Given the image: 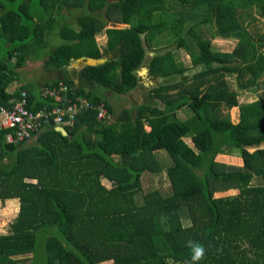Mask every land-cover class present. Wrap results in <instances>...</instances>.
Listing matches in <instances>:
<instances>
[{"label": "trees", "instance_id": "1", "mask_svg": "<svg viewBox=\"0 0 264 264\" xmlns=\"http://www.w3.org/2000/svg\"><path fill=\"white\" fill-rule=\"evenodd\" d=\"M66 8L83 10L75 29L60 22ZM260 19L264 0H0V105L13 106L24 90L33 110L76 98L106 110L101 120L96 110H81L73 125L60 126L65 134L52 123L14 143L0 128V206L15 201L0 231V264H264V97L239 104L226 80L235 77L240 90L260 86ZM54 29L65 43L47 55L46 71L112 51L114 59L85 66L80 76L126 94L139 84L149 50L147 74L160 83L111 121L108 100L73 79L46 82L67 85L60 98L24 84L11 90L16 69L28 57L40 59ZM205 30L236 43L219 50ZM174 44L191 68L177 60ZM233 108L237 123L223 113ZM179 110L190 114L181 119ZM158 152L168 192L153 185L163 170ZM234 153L241 165L217 159ZM254 178L262 182L250 184ZM229 189L236 194L215 196Z\"/></svg>", "mask_w": 264, "mask_h": 264}, {"label": "rangeland", "instance_id": "2", "mask_svg": "<svg viewBox=\"0 0 264 264\" xmlns=\"http://www.w3.org/2000/svg\"><path fill=\"white\" fill-rule=\"evenodd\" d=\"M83 10H76V9H71V10H67L63 9L62 14H63V19L61 18L60 22L61 23H65L67 25H69L72 28H76L75 25V18L82 14ZM158 20L157 19V15L155 17V21ZM256 24H258V30L259 33L262 34L264 32V19H260ZM126 27L125 25H121V24H112V23H108L107 28H124ZM205 32V36L206 38H208L211 43L214 44V46L216 48H218L219 50L222 51H231L233 46L236 43V39L234 37H232L231 39L228 40H224V39H220V38H211L210 35L207 33V30L204 31ZM104 35L103 33L97 34L95 36V40L97 45L102 48L101 45H105L104 44ZM46 39H48L47 42V47L45 49H42L41 51H39V56L40 60L41 58L44 57V61L46 60L47 56L50 53V51L57 47L60 44L65 43V40L60 36L59 32L57 29L52 30V32H50V34L48 36H46ZM175 44L171 45L170 48H174L175 51V55L177 57V60L182 63L185 67L187 68H191V60L189 58V56L187 55L186 51L183 48H179L177 50H175ZM159 51H163V47H158L156 48ZM263 53H264V49H263ZM152 56V54L150 53L149 50L146 51L145 57H144V63L141 66V68L138 70V74L140 77V81L139 84L136 86V88H134L133 90H131L130 92L126 93L125 95L123 94H112V97L110 99H114L113 100V106H126L129 108H132L134 106V104L136 103H141L145 100H147L149 98V90L148 88H150V86L152 85H157L160 83L159 80H153L151 79L148 74H147V70H146V64L148 62V59ZM34 60H37L36 58H34ZM38 63H40V61H38ZM43 61H41V65L39 66V69H36V71L31 70L30 71V77L31 78H35L37 83H43L44 81H50L52 79V77H54L55 75L49 74L44 72V67H43ZM226 80L228 81V85L230 86V89L235 91L237 94V100L239 104H243V103H251L259 98L264 97V78L261 81V84L259 87H255V88H250L247 90H240L238 88V84H237V80L235 79V77H227ZM44 84V83H43ZM12 90V89H11ZM171 94H174L175 91H171ZM187 110H179L177 111V116L179 118H185L186 116H188L189 112H186ZM224 114L228 113L231 117V120L234 123L238 122V109L237 108H233L231 110L227 111H223ZM190 114V113H189ZM145 129L148 130L149 126L145 125ZM184 141H186L189 146H191V141L189 138H183ZM252 151V150H250ZM236 154V155H235ZM235 156H237V153H234ZM157 161L159 162V165L162 167V172L154 174L152 176V180H153V185L154 188H160L162 190H164L165 192H168V188H167V177L166 174L164 172V167H165V163H166V159L164 157V155L162 153H157ZM219 158V157H217ZM116 160V157L114 158ZM235 162V161H233ZM240 165L242 164V160L241 163H239ZM262 181L259 178H254L252 179V181L250 182V184H259ZM148 182L144 181V186H148ZM236 194V189H232V190H228L227 192H216L215 196H227V195H233ZM182 223H186L184 220ZM44 230L40 231L39 233V239L36 242V249L38 251H41L43 246H44Z\"/></svg>", "mask_w": 264, "mask_h": 264}, {"label": "built area", "instance_id": "3", "mask_svg": "<svg viewBox=\"0 0 264 264\" xmlns=\"http://www.w3.org/2000/svg\"><path fill=\"white\" fill-rule=\"evenodd\" d=\"M67 89V85L60 80L57 85H43L40 88V95L44 98H60L61 92ZM25 103H27V93L21 90L16 104L11 107L0 105V128L8 130L5 135L6 142L14 143L28 139L52 123L56 126H71L81 110H96L97 120L103 119L106 115V110L101 103L93 105L82 98L68 100L62 105L47 110H33L25 106Z\"/></svg>", "mask_w": 264, "mask_h": 264}, {"label": "crops", "instance_id": "4", "mask_svg": "<svg viewBox=\"0 0 264 264\" xmlns=\"http://www.w3.org/2000/svg\"><path fill=\"white\" fill-rule=\"evenodd\" d=\"M0 25H1V21H0ZM103 38H104V44H105V42H106L105 35H104ZM101 46L103 47L104 45H101ZM45 56H47V55H45ZM38 61H40V63H38ZM41 61H43V63H44V57L41 58V60L40 59L34 60L33 56L28 57V59L25 60L23 66L21 68L16 69L15 72L17 73L18 77H17V80L13 83V86L11 87V89L13 90L14 88H16L17 86H19L21 84L22 85L23 84L24 85H29V86H31V88L34 87L35 88V93L37 95H39L40 88L43 85H46V82H50V81H52L55 78H68V79H73L76 87H81L82 86V87H84L87 90L91 89L92 92H94V94L103 96V97L106 98V100H108V102L112 105V109H113V115L107 116V120L108 121H111L113 119V116L115 114H117L118 111H120L123 108H126V106H123V107L122 106H113L114 105L113 104L114 103L113 102L114 99H110V98L112 97V94H115V93H113L110 89H108L106 87H103V86H98L95 83L92 84L91 82H86V80H84L80 76V73L83 70V68L78 71V69H76L75 66L73 67V66L69 65V67H65L64 69H58V70H54V71L52 70V71H49V72L46 71L45 68H43L44 72L51 74V76H52V74H54L55 76L52 77V79L50 81H47V80L44 81L43 82L44 84L43 83H39L38 84L35 78H31L30 77L31 76L30 75V71L31 70H33V71L35 70L36 71V69H39V66L41 65ZM138 76H139V74H138ZM148 90H149V88H148ZM147 100H145L143 102H146ZM143 102H141V103H143ZM136 104H139V103H136ZM136 104H134V105H136ZM127 108H129V107H127ZM146 126H148V125H146ZM149 129H150V127H149ZM158 153L160 154L161 152H158ZM218 157H219V158H217L218 160L226 162V163H233V164H237V165H240L239 163H241V159L239 157H237V156L219 155ZM233 161H235V162H233ZM229 190H232V189H229ZM227 191L228 190L219 191V192L223 193V192H227ZM217 197H219V196H217ZM14 207H15V201L14 200L8 201L6 203V205H4V206H0V231H2L1 228L6 223V219L13 217Z\"/></svg>", "mask_w": 264, "mask_h": 264}, {"label": "water", "instance_id": "5", "mask_svg": "<svg viewBox=\"0 0 264 264\" xmlns=\"http://www.w3.org/2000/svg\"><path fill=\"white\" fill-rule=\"evenodd\" d=\"M114 56L115 55L112 53V51L104 50L103 53L98 57L86 56V57H80L76 60H73L70 63V66H73V67L75 66L76 69H78V71H79L80 69H82L85 66H96V65L103 64V63L111 60L112 58L114 59ZM60 126L57 127V130H59L63 134H65V131Z\"/></svg>", "mask_w": 264, "mask_h": 264}]
</instances>
